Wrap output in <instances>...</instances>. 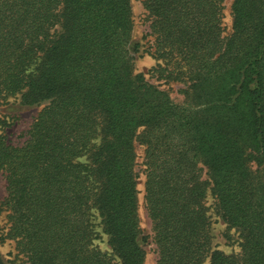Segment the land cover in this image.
<instances>
[{
	"label": "trees",
	"instance_id": "trees-1",
	"mask_svg": "<svg viewBox=\"0 0 264 264\" xmlns=\"http://www.w3.org/2000/svg\"><path fill=\"white\" fill-rule=\"evenodd\" d=\"M223 2L142 1L179 103L136 71L132 0H0V102L41 107L0 134L12 264H144L138 142L157 264H264V0H234L228 36ZM210 193L241 253L213 244Z\"/></svg>",
	"mask_w": 264,
	"mask_h": 264
},
{
	"label": "rangeland",
	"instance_id": "rangeland-1",
	"mask_svg": "<svg viewBox=\"0 0 264 264\" xmlns=\"http://www.w3.org/2000/svg\"><path fill=\"white\" fill-rule=\"evenodd\" d=\"M143 0H132L135 27L133 31V47L138 45V50L132 53L135 58V68L137 72H142L148 80L162 89L170 92L171 97L181 103L183 94L180 91L182 85L175 81H166L159 78L158 74L153 72V68L157 67L161 61L154 55V39L150 35L149 21L144 9ZM223 27L224 35L228 36L232 32L233 13L232 4L234 0H223ZM133 49V48H131ZM40 106H26L21 103L20 96H12L0 102V115L8 120V126L0 129L3 134L13 144H22L26 139V132L30 128L32 122L40 111ZM137 149V166L136 171L139 175L140 190V222H141V238L142 246L146 251L144 264H157L158 254L156 245L152 237V223L148 216L146 203L144 200L145 189V165L144 155L145 147L140 142L136 144ZM206 177V175H205ZM6 181L0 176V252L8 264L19 263L22 257L18 256L15 242L7 235L9 230L8 211L5 208L4 201L6 198ZM206 205L209 208L211 233L213 235V244L215 247L227 254L241 253V235L240 232L228 223H226L217 211L215 197L210 193L206 198ZM98 222V220H95ZM100 232V228H97ZM101 238L97 243L104 249H109L106 242V236L101 233Z\"/></svg>",
	"mask_w": 264,
	"mask_h": 264
}]
</instances>
